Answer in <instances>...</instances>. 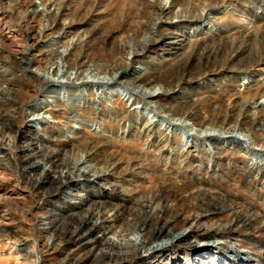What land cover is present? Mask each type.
Returning <instances> with one entry per match:
<instances>
[{"label":"bare ground","instance_id":"obj_1","mask_svg":"<svg viewBox=\"0 0 264 264\" xmlns=\"http://www.w3.org/2000/svg\"><path fill=\"white\" fill-rule=\"evenodd\" d=\"M114 1L120 2L39 0L36 11L41 8L56 14L60 32L45 54L44 86L40 92L44 99L24 111L26 124L30 127L55 118L54 109L59 107L64 110L63 114L58 115L53 124H63L64 128L60 129L63 134H79L77 128H81L96 137L76 139L68 149L61 150L55 146L56 135H49L46 128L42 129L47 137L42 144L38 142L41 131L34 130L25 134V139L29 140L20 148L27 164L38 168L43 161L67 169L50 179V184L56 187L52 193L65 192L71 206L85 209L89 215V218H81L70 239L73 243L88 244L105 240L110 258H115L117 245L122 246L125 253L132 254L113 263H128L141 256L136 263L182 264L185 260L187 264H250L252 256L238 246L232 234L223 231L238 227L241 217H246L244 220L250 225H254L255 219L264 229V214L250 213L253 205L230 196L225 188L237 183V175H244L249 186L264 188V146L261 143L264 104L254 99L237 118L236 106L225 113L215 110L209 115L186 106L183 100L171 105L159 99V92L174 94L183 86L182 79L184 84L190 81L187 74L177 76L183 68L185 70L189 60L205 52L207 43L185 46L184 40L178 39L182 33H190L194 38L199 34L213 36L214 31L220 32L218 28L214 29L217 26L215 20L212 24H203V20L211 18V10L221 0H209L208 3L203 0H121L116 9L111 7ZM110 11L115 13L113 24L125 29L123 42L116 41L118 36L112 29L113 24H105ZM223 13L225 10L219 14ZM91 14L92 19L85 20ZM248 15L252 16L251 13ZM250 18L252 23L253 17H247V20ZM158 30L160 35H154ZM166 39L174 41L167 45ZM215 42L214 46L222 51L236 40L232 33ZM1 46L22 55L21 60L30 61L26 53L34 45L20 49L16 39L6 41L0 34ZM77 46L83 50L73 54L71 49ZM95 46L108 50V55L95 57L91 53ZM157 46L164 47L167 54L151 60L146 54ZM232 64L229 68L222 65L209 71L215 76L223 75L225 81L218 82L226 86L231 83L246 85L247 80L249 84L255 83L251 85L252 88L257 86L255 91L264 87V69L255 70L247 65L243 67L247 71H242L239 66L248 62L239 63L237 59ZM6 66L8 64L0 59V72L12 67ZM70 85L73 89H69ZM118 87L130 94L125 97L127 104L121 107L117 99L110 98ZM78 96L83 103L76 102ZM18 101L12 95L0 100V109L5 110H0V119L5 116L14 119L19 108L14 104ZM100 105L103 108L96 110ZM148 114H153L152 118ZM251 125H257L263 133L259 134ZM117 129L122 130L124 141H139L145 136L146 144L118 146L115 143L121 140H117ZM256 136L260 141H256ZM2 153L5 156L3 150ZM232 154L238 155L241 162L232 159ZM1 160L0 157V170H3ZM27 169L24 167L25 172ZM181 180L188 182L190 189L182 186ZM75 190L78 195L71 196ZM257 194L255 191L253 195ZM104 196L110 200L104 201ZM189 201L192 212L188 213L183 206ZM85 202L87 207H83ZM221 212L229 213L231 220L228 218L224 222ZM197 224L202 227V234L193 236L192 229ZM215 226L218 233L212 232ZM181 234H185V239L174 241ZM183 251L185 256L181 255ZM22 252L26 257L38 255L33 249L26 248ZM192 253L195 254L190 255ZM84 262L81 259L75 261L76 264ZM258 262L264 264V256L258 257Z\"/></svg>","mask_w":264,"mask_h":264},{"label":"rangeland","instance_id":"obj_2","mask_svg":"<svg viewBox=\"0 0 264 264\" xmlns=\"http://www.w3.org/2000/svg\"><path fill=\"white\" fill-rule=\"evenodd\" d=\"M43 1L45 2L46 0ZM203 1L205 3L209 2V0ZM117 3L120 4L121 0ZM117 3L114 1L111 7L114 9L119 8ZM39 4V0H0V34L4 36L6 41L16 39L20 49L24 48L26 45H34L30 51L26 53V58L30 61L24 58L21 60L22 55H16L14 52L2 46L0 47V59L4 60L8 66H12L8 71L2 69L3 72H0V100L9 99V95L19 100L14 104L16 107H19L14 116L15 118L13 119L11 116H5V118L0 119V151L3 150L5 154V156H3V153L0 154V157L3 159V161L1 160L3 170H0V264H76L75 261L79 259L84 260V264H139L136 262L140 260L141 256H136V258L128 263L124 261L113 263L116 259L118 261L125 257H131L132 254L125 253L123 247L117 245L115 246V258H110L108 256V245L105 240H103L104 242L101 241L95 244H88L82 241L73 243L74 241L70 239V236L76 229V225L80 224L81 218H89V215L85 209L83 210L80 207L71 206L72 204H69L70 197H67L68 194L65 192L59 194L52 193L56 187L54 188V186L50 184V179L54 176H58L61 170L65 169L64 171L66 172L67 169L59 168V164H55L54 166L51 163H43V161L40 165L42 167L38 166V168L31 163L27 164L28 160L20 150L22 146L26 145V141L29 140L25 139V134H31L34 130L41 131L42 137H38V142L40 141L39 143L43 144V141L46 140L44 138H47L46 134L44 136V132H42V129L45 128L49 135H56L58 137L55 146L57 149L60 148L61 150L68 149L76 142V139L79 140L82 137H96V135L92 134L89 130L81 128H77V133L79 134H63L60 129L64 128V125L61 123L59 126L53 124L56 121L55 118L58 119V115L62 116L63 114L64 110L59 107L54 109L56 110V113L54 112L53 115L55 118H49L45 123L34 124L30 127L26 124V113L24 111L26 110L27 112L31 104L40 103V100L44 99L40 92L43 88L42 86H44L42 73L46 67L45 54L48 51V45H50L54 39L58 38L60 32L59 26L56 24V14L43 11L41 8V10L39 9L36 11ZM223 10H225V13L220 15V11ZM211 11V18L208 19L206 17L203 20V24H212V21L215 20L216 22H214V24L217 26H214V29L218 28L220 32L214 31L213 36L199 34L194 38L190 37V33L180 34L181 36L178 40H184L185 43H183L185 46L186 44L187 46H192L194 43L198 42L201 44V42H203L207 43L206 50L202 55H196L197 58L195 57L189 60L186 63L185 70L183 68V71H180L177 76L180 77L187 74L186 78H189L190 81L184 84L182 79L181 82L183 86L180 90L176 89L174 94H170L171 96L159 92V99L163 103L170 102L172 103L171 105H175L177 102L183 100L186 106L189 105V107L194 110L209 115H213L216 111L225 113L227 109L231 110L232 106H236V110L238 111L236 114L239 116H237V118H240L241 111L247 109V107H249L248 104L251 105L254 99L264 104V87L255 91L257 86L251 87V85L255 83L249 84L247 80L246 85L231 83L226 86L218 82L219 80L225 81L223 75L215 76L214 72L209 70L215 69L218 66L221 67L222 65L229 68L233 65L232 63L235 59L239 60V63L240 61L244 63L248 62L245 66H239L242 71H247L244 70L247 68H243L247 65H251L255 70L264 69V0H221L218 6ZM249 13H251L252 16H249ZM216 17H222V19H216ZM247 17H253V22L250 23L251 18L247 20ZM91 19L92 14L85 18V20L88 21ZM114 19L115 13L114 11H110L108 18L105 19V24L112 25ZM47 24H49V27H45ZM112 29L116 31V36H118L116 41L123 42L125 39L124 36H126L123 32L125 29L117 24H113ZM158 33H160L159 30L154 35L159 36L160 34ZM232 33L236 40L235 43L227 44L222 51L219 50L217 45L214 46L216 43L215 41H219L221 36L224 37ZM164 41L168 45L174 40L166 39ZM242 46L245 47L242 48ZM163 48L162 46H157L149 50L150 53L146 54V56H151V60H156L159 56H165L167 52ZM82 50L83 48L78 46L74 50L73 48L71 49L73 54L79 53ZM91 53H93L95 57H100V54L107 56L108 50L95 46ZM83 62L84 60H82V63ZM139 65L140 64H137V67H140ZM224 71L225 70H222V72ZM158 72L161 71L158 70ZM248 75L253 77L251 74ZM70 86L69 89H73V85ZM117 90L118 91L111 93L110 98L112 100L117 99V104L121 107L122 104H127L125 97H128L130 94H127L128 91L124 88L118 87ZM75 100L76 102H84L79 96L76 97ZM6 103L8 104L7 101ZM102 108V105H100L96 110L100 111ZM4 111L5 110H3V112ZM148 116L152 118L153 114H148ZM246 125H249V123ZM251 126H253L254 130L259 134L263 133L257 125ZM118 131L119 138L117 140H121L118 142L116 141L115 144L118 146L127 148L130 145L144 146L146 144L145 136H142L139 141L126 142L122 138V130L120 131L117 129V133ZM30 137L32 138V136ZM256 141H260L257 136ZM261 141L264 146V138ZM231 156L232 159L237 158L240 162L242 160L238 155L232 154ZM24 167H28L26 172L24 171ZM237 177V183H234L231 187L225 188V190L230 196L238 200L248 201L253 205L250 213L256 216H258V213L263 215L264 188L261 189L260 186L256 187L253 185L249 186V182H247L248 180H246L244 175H240V177L237 175ZM180 183L187 188V190L190 189L189 183L185 180H181ZM255 191H258L256 196H254ZM70 195L76 197L78 193L75 190L74 193ZM106 198L107 197H105L104 201L108 202L110 199ZM73 200L79 202L77 199ZM73 200L71 201L73 202ZM189 203L190 206L188 205ZM191 203L192 202L189 201L183 206L188 213L192 212ZM87 205L88 203L85 202L83 207H87ZM196 208H198V206H196ZM221 213V219H223L224 222L228 221L226 220L228 218L231 220L232 217L229 213ZM245 218H240L241 222L234 230H224L223 232L232 234L234 239L238 242V246L242 249H246L245 251L252 256L253 261L250 262V264H258V257L262 258L264 256V229L253 217L254 225H250L248 221L246 223L244 220ZM237 223L238 222H236L235 225H237ZM199 227L200 224H197L196 227L192 229L193 236H200L202 234V227ZM212 232L218 233L216 226L213 228ZM185 234L176 237L174 241H179L178 239L184 238ZM92 247H95V249H92ZM26 248L37 250L38 255L35 254L31 257H26L22 252V250ZM181 253L182 256H185L184 251ZM194 254L195 253H192L190 255ZM154 261L156 260H153V262ZM182 264L187 263L184 260Z\"/></svg>","mask_w":264,"mask_h":264}]
</instances>
